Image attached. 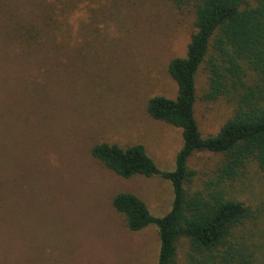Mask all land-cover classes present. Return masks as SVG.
<instances>
[{
  "label": "rangeland",
  "instance_id": "374dc122",
  "mask_svg": "<svg viewBox=\"0 0 264 264\" xmlns=\"http://www.w3.org/2000/svg\"><path fill=\"white\" fill-rule=\"evenodd\" d=\"M255 5V0H246ZM196 0H0V264H156L157 229L126 228L112 198L130 193L154 217L172 206L159 177L122 179L91 156L97 144L142 145L172 172L181 130L153 120L150 98L174 99L167 67L185 57ZM245 5V4H244ZM194 118L202 138L233 116L236 99L208 102V72L196 76ZM247 73L249 86L257 83ZM224 157L194 152L187 193L206 192ZM253 213L235 227L238 256L264 264V172L249 159L222 185ZM188 239L173 264H192Z\"/></svg>",
  "mask_w": 264,
  "mask_h": 264
},
{
  "label": "trees",
  "instance_id": "16d2710c",
  "mask_svg": "<svg viewBox=\"0 0 264 264\" xmlns=\"http://www.w3.org/2000/svg\"><path fill=\"white\" fill-rule=\"evenodd\" d=\"M194 26L185 57L172 59L167 67L177 88L176 97L156 96L146 105L153 120L181 130L183 143L174 170H159L139 144L120 148L101 143L91 148V156L122 179L159 177L170 183L173 202L162 217L152 216L144 202L130 193H119L111 201L113 209L123 215L128 231L139 232L149 226L157 229L156 264L174 263L180 238L190 243L192 264H214L218 256L232 263L238 254L230 242L231 233L253 213L227 198L222 185L234 180L249 159L264 172V0H255L254 6L246 0H196ZM203 64L208 72L204 99H236L233 116L215 136L207 138L200 136L194 118L195 79ZM247 73L257 76L255 85L247 84ZM200 151L220 154L224 160L216 179L206 184V192L189 195L185 186L196 173L187 162ZM241 264L250 261L244 258Z\"/></svg>",
  "mask_w": 264,
  "mask_h": 264
}]
</instances>
